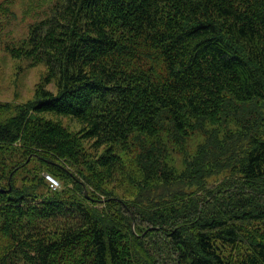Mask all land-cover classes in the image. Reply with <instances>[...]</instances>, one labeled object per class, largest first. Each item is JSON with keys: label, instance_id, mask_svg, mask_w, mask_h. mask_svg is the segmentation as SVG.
Here are the masks:
<instances>
[{"label": "trees", "instance_id": "trees-1", "mask_svg": "<svg viewBox=\"0 0 264 264\" xmlns=\"http://www.w3.org/2000/svg\"><path fill=\"white\" fill-rule=\"evenodd\" d=\"M14 42L0 264H264V0H49Z\"/></svg>", "mask_w": 264, "mask_h": 264}, {"label": "rangeland", "instance_id": "rangeland-1", "mask_svg": "<svg viewBox=\"0 0 264 264\" xmlns=\"http://www.w3.org/2000/svg\"><path fill=\"white\" fill-rule=\"evenodd\" d=\"M49 0H0V100L21 103L35 96V87L45 76V63L29 66L26 59H15L5 51L4 46L23 39L31 23L44 15ZM53 89V83L46 84ZM64 125L79 129L74 118L61 116ZM226 118L219 120L220 124ZM230 126V124L226 125ZM60 182V181H59ZM61 185V183H60ZM134 186H148L134 178ZM127 186H129L127 184ZM131 198L133 197L130 196ZM264 199V195H263Z\"/></svg>", "mask_w": 264, "mask_h": 264}, {"label": "built area", "instance_id": "built-area-1", "mask_svg": "<svg viewBox=\"0 0 264 264\" xmlns=\"http://www.w3.org/2000/svg\"><path fill=\"white\" fill-rule=\"evenodd\" d=\"M47 177V179L49 180V182H50V186L52 187V188H56L57 186H58V182L55 180V179H53L52 177H50V176H46Z\"/></svg>", "mask_w": 264, "mask_h": 264}]
</instances>
